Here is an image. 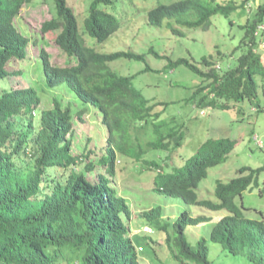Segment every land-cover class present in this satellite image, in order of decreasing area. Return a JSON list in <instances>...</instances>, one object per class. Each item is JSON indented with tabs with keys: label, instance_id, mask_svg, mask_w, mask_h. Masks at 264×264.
Instances as JSON below:
<instances>
[{
	"label": "trees",
	"instance_id": "1",
	"mask_svg": "<svg viewBox=\"0 0 264 264\" xmlns=\"http://www.w3.org/2000/svg\"><path fill=\"white\" fill-rule=\"evenodd\" d=\"M38 1L0 0V264H143L132 238L123 234L120 217L122 213L129 214L124 198L116 196L107 186L108 179L102 173L96 181L86 176L87 170L93 171L94 162L115 175L116 154L106 146L104 154L84 161L91 149H75L65 133L71 130L73 115L81 117L85 105L91 104L107 120L111 139L116 141L115 134L123 138L122 143L116 141L115 148L124 153V161L142 159L148 166L161 169V161L142 156L148 150L173 153L183 143L186 124L150 123L151 119H159L160 112L154 111L155 107L162 105L165 109L168 102L152 103L134 86L132 76L120 75L110 65L118 58L144 60L143 54L129 50L101 52L83 39L86 33L95 43L105 42L110 37L114 30H103L110 28L104 25L112 23L110 20L105 23L109 14L103 8L109 0H85L82 12L78 6L71 8L66 0H52L50 6L55 17L44 24L42 30L46 32L47 27L61 30L56 42L62 48L72 38V43L80 45L73 44L70 52L78 56V61L67 69H59L51 64V55L42 47L35 61L29 62L25 50L29 40L15 22H22L18 15L23 5ZM250 1L162 3L148 12V23L160 26L168 17L189 28H207L213 14L228 17L239 7H247ZM81 17L85 19V27L78 31L76 27ZM229 21L232 25L233 21ZM261 23H264V0L249 9L245 21L239 25L244 29L241 43L246 49L235 61L226 64L227 67L216 68L211 56L202 57V68L184 57L169 58L164 68L184 64L201 77L185 95L184 103L192 105L198 114L208 109H230L245 100L257 113L264 110V105L260 104L264 98V62L260 52L252 46L257 47L263 41L264 32L255 34ZM172 32L183 35L177 28H172ZM13 59L25 65L11 70L9 64ZM148 70L153 69L146 65L143 71ZM62 74L69 76L71 84L66 90L73 101L82 102L81 111L74 114L72 102L63 105L61 96L56 95L52 106L42 110L39 120L34 122L33 111L41 100L38 91L56 86ZM10 79L16 80V84L9 85ZM35 127L37 129H33ZM150 127L151 136L142 141L140 137L143 138ZM135 131L139 133L134 135ZM235 145L236 140L230 137L206 139L195 153L182 154L185 158L172 166L173 172L156 175L155 189L189 203L197 201L211 210L227 209L230 215L213 225L210 239L233 255L264 264V220L246 217L244 205L240 207L234 202L237 194L241 195L253 183L258 184L264 164L257 168L242 166L238 169L240 175L229 182L217 180L215 194L219 203L198 200L195 192L207 177L209 168L226 161ZM162 159L166 161L167 155ZM49 168L52 174L47 172ZM261 193L264 194V186ZM160 215L159 210H153L143 212L141 217L158 228ZM198 220L182 212L173 223L172 233L164 230L167 251L178 264H215L210 258L207 238L202 236L193 243L185 235L186 227ZM137 223L135 221L133 227ZM150 242L152 247L153 241Z\"/></svg>",
	"mask_w": 264,
	"mask_h": 264
},
{
	"label": "rangeland",
	"instance_id": "2",
	"mask_svg": "<svg viewBox=\"0 0 264 264\" xmlns=\"http://www.w3.org/2000/svg\"><path fill=\"white\" fill-rule=\"evenodd\" d=\"M51 1L40 0L36 4L23 5L18 15L22 22L16 21V25L29 40L25 46L28 57H36L37 51L43 46L50 53L52 64L60 67L70 66L74 64V61L56 49L54 44L60 30L42 32V24L52 18ZM69 1H72L68 3L71 5L73 0ZM174 1L177 0H114L111 6H104L105 10L110 11V14L119 20L120 29L105 42L97 45L96 49L102 52L131 50L135 53L143 54L145 56L144 60L118 58L113 60L110 65L120 75L132 76L134 86L152 103L168 102L165 109H163L162 105L155 107L154 111L160 112L159 119H151L150 123L172 125L176 122H184L182 124H186L185 128L183 126V130L186 129L183 143L180 147L175 148L173 153H166L161 150H148L142 158L159 159L162 169L168 171L171 166L178 165L184 160L185 156L182 154L195 153L198 146L208 138L224 136L236 140V145L229 153L226 161L210 167L207 177L196 188L200 199L218 201L214 193L217 180L229 182L237 175H240L238 169L242 166L257 168L264 164V110L257 113L250 108L249 101L245 100L230 109H208L198 114L192 105L184 103V97L190 93L191 88L201 81V77L184 64L172 69L164 67L168 63L169 58L175 60L179 57H184L202 68L200 62L204 56H211L220 67L221 65L227 67L246 49L244 44L241 43L244 29H241L239 25L245 21L249 9H253L254 6L256 7L263 0H251L248 2L247 7H239L228 17L220 13L213 14L210 18V25L207 28L201 26L189 28L171 18H165L160 26L148 24L147 15L150 9L158 4H170ZM228 1L230 0H216V3H226ZM235 1L239 3L241 0ZM84 3L85 0H77L74 5L78 6L80 12H82L83 7L86 6ZM169 19H171L172 26L167 24ZM82 20V17L79 18L80 26L82 25ZM229 20L233 21L232 25ZM172 27L181 29L180 31L184 32V34H174ZM36 35L39 37L37 38ZM39 39L41 41L46 40L47 44L41 45ZM34 40L38 41L37 45H33ZM262 40L259 46L256 47L254 44L252 46L260 52L264 62V37ZM86 43L92 46L94 42L89 37H86ZM154 52L162 57L155 55ZM22 64L25 65L21 61L13 59L9 64V68L11 70L21 68L23 67ZM146 65L153 70L143 71ZM34 77L32 75V79ZM15 84L16 80H9V85ZM55 94H59V91ZM42 96L39 108H49L52 104L49 98L52 96L49 93H44ZM65 98L64 103L69 100V95L66 94ZM74 103L76 105L80 104L79 101H74ZM260 104L264 105V98L260 100ZM75 118L73 124L74 143H78V147H82L86 142H89L88 148L92 150L90 158L85 160L104 153L105 145L103 142L108 141L109 132L107 129L99 127L101 117L98 111L89 109L83 114L82 118L77 117V120ZM161 128L164 130L163 127ZM138 133L135 131L134 135ZM151 133L150 127L148 133L143 134V138L140 137V139L145 141L147 137L151 136ZM95 134H99L100 138L95 139ZM122 155L117 151L116 173L111 179L120 194L123 195L124 191L128 195L126 197L131 207L138 211H143L156 205L162 206L170 221H175L182 210L185 209L192 216H199L202 220L198 224L199 227L192 228V226H189L187 228V238L193 243L202 236L207 238L208 246L211 250L210 258L215 261V264H256L242 255L229 253L226 247L210 239L209 227H211L212 223L217 222L221 215L228 214L227 210H211L198 205L186 204L178 197L166 196L155 192L152 188L154 172L149 169L146 162L142 159L137 162L131 159L124 161L125 159H123L124 156ZM166 155V161L164 159L160 160L161 157L164 158ZM99 171L104 172V168L101 167L89 173L87 175L88 178L96 179ZM47 172L52 174V168H49ZM263 181L264 172L260 174L258 184L253 183L250 188L235 199L240 207L244 205L245 208L242 209L244 215L248 218L264 220V194L261 193L264 186ZM211 214L215 215L214 221L207 219L211 217ZM138 217V213L133 212L130 221L135 222ZM145 223L147 221L140 218V221L132 228V237L136 245L144 246V250L140 252V258H147L144 264H157L152 258L150 234L142 231ZM166 236L163 233H159L156 237L153 243L156 247L155 257L159 264H178L172 256L170 257L167 251Z\"/></svg>",
	"mask_w": 264,
	"mask_h": 264
},
{
	"label": "clouds",
	"instance_id": "3",
	"mask_svg": "<svg viewBox=\"0 0 264 264\" xmlns=\"http://www.w3.org/2000/svg\"><path fill=\"white\" fill-rule=\"evenodd\" d=\"M110 1V3H108L107 5L106 4H104V6L105 7H107V6H111L112 4H113V2H114V0H109ZM66 2H67V5H69L68 3H71L72 1H69V0H66ZM77 2V0H73V3L71 4V5H69L71 8H73L75 5V3ZM85 4V3H84ZM73 6V7H72ZM51 7V6H50ZM151 10V9H150ZM149 10V11H150ZM108 14H109V17L108 18H106V20H105V23H108L109 22V20L112 22L111 24H107V25H104V27H109L110 26V28H105V29H103V30H108V29H110V30H114L111 34H110V37L112 36V35H114L116 32H118V30L120 29V23H119V20L114 16V15H112V14H110V11H107V10H105ZM51 15H52V18L53 17H55L54 16V13H53V11H52V9H51ZM52 18L50 19V20H48V21H51L52 20ZM166 18H168V17H166ZM165 19V18H164ZM163 19V20H164ZM171 19H173L174 21H176L174 18H171ZM171 19H169V23L171 24L172 22H171ZM84 20L85 19H83L82 20V25L80 26L79 25V23H77V27H76V29H78V31H80L81 29H83L84 27H85V24H84ZM92 20H93V17H92ZM148 15H147V22H148ZM163 20H162V22H163ZM48 21H45L43 24H42V27H43V25L45 24L46 25V23L48 22ZM162 22H161V24H162ZM167 22V23H168ZM16 23V22H15ZM91 22H89L87 25H89ZM95 24H98V23H95ZM148 24H150V23H148ZM160 24V25H161ZM119 25V26H118ZM151 25V24H150ZM118 26V28H115V27H117ZM202 27V26H201ZM48 28V30H50V31H59V29H54V28H51V27H47ZM172 28H175V27H172ZM177 29H179V28H177ZM179 30H181V29H179ZM61 31V30H60ZM59 31V32H60ZM77 31V32H78ZM183 31V30H182ZM42 32H45V31H43L42 30ZM79 33H82V32H79ZM183 34H184V32H182ZM83 39H85L86 40V37H89L88 36V34L86 33V34H84L83 36ZM56 39H57V37L55 38V46H56V49H58L60 52H62L66 57H68L69 59H71V60H73L74 61V64L73 65H75L76 63H77V61H78V56L76 55V54H71L70 52H71V48H72V45L73 44H75L76 45V47L77 46H80V45H78V44H76V43H72V42H74L73 41V39L72 38H70L69 40L71 41H68L67 42V45H66V47L65 48H62L57 42H56ZM39 42L41 43V45L42 44H47L46 43V40H43V41H41V40H39ZM45 42V43H44ZM37 43H38V41H37ZM103 43V42H102ZM102 43H93V47H95L96 48V46L97 45H100V44H102ZM33 45H37V44H34L33 43ZM43 47V46H42ZM41 47V48H42ZM40 48V49H41ZM39 49V50H40ZM39 50L37 51V54H36V57H37V55H38V52H39ZM46 51V50H45ZM97 51H99V50H97ZM129 51H131V50H129ZM102 52V51H101ZM133 52V51H132ZM47 53H49V52H47ZM50 54V53H49ZM27 55H28V53H27ZM36 57H33V56H30V57H28L29 58V62H31V63H33L34 61H35V59H36ZM50 62H51V57H50ZM52 64V63H51ZM218 64V63H217ZM52 65H54V66H57V67H59V69H67L68 67H71V66H73V65H70V66H65V67H60V66H58V65H56V64H52ZM219 65V64H218ZM216 66V65H215ZM219 67H220V65H219ZM24 79V78H23ZM23 79H21V81L23 80ZM24 82H26L27 83V80H23ZM69 81V76L68 75H66V74H62L61 76H60V78H58V81H56L58 84L56 85V86H54V87H50V88H46V87H44L43 89H41L40 91H38V93H39V95H40V98H42L43 96H42V94H44V93H49V95H51L52 97L51 98H49L50 99V102L52 103V99L56 96V95H60L61 96V99H60V101H61V103L63 104V105H66V104H68L69 102H72L71 104V110H72V112L74 113V114H77L76 112H79V111H81V105H82V102L80 101V104H78V105H76L75 103H74V98H73V96L69 93V91L68 90H66V88H67V86H68V84H71V83H69L68 82ZM59 91V94H55L56 92H58ZM69 95V100H67V102L66 103H64L63 101L66 99L65 98V95ZM41 101L42 100H40V103H41ZM74 104V105H73ZM39 106H40V104H39ZM52 106V104L50 105V107ZM49 107V108H50ZM76 107V108H75ZM45 109H48V108H45ZM45 109H40L39 107L35 110V111H33V116H32V120L34 121V122H37L38 120H39V114H40V112L42 111V110H45ZM76 109V110H75ZM89 109H94V110H97V111H99L98 109H96V108H94L93 107V105H91V104H86L85 105V110H84V112L82 113V115H81V117H79V116H77V115H73V119H72V126H71V130H70V132H69V134H67L66 135V133H65V137L66 138H68V139H70L71 140V142H72V144H73V146H74V148L75 149H78V148H85V149H90V148H88V145H89V142H86V144L84 145V146H82V147H78V143H74V132H73V124H74V117H76L75 118V120H77V117L78 118H82V116H83V114L84 113H86ZM98 114L100 115V113L98 112ZM100 117H101V121L99 122V127L100 128H104V129H107V131L109 132V138H108V141H105V142H103V144L105 145V147L106 146H108V147H110V148H112L113 149V151H114V153L116 154L117 153V151H119L120 152V150H119V148H115V145H118L117 143H116V141H119V142H121L122 143V140H123V138L121 137V136H118V135H116L115 134V138H116V141L114 140V138H113V140L111 139V137H112V134H111V132H110V129H109V125L107 124V120L105 119V118H103L101 115H100ZM33 129H37L36 127L35 128H33ZM94 137H95V139H97V138H100V135L99 134H95L94 135ZM88 140V139H87ZM95 147V146H94ZM94 149V148H93ZM78 153H80V151H77ZM105 153V152H104ZM103 153V154H104ZM121 154H123L122 156H124V153L121 151L120 152ZM92 154V150H91V153H90V155ZM102 154V153H101ZM90 155L88 156V157H86V158H90ZM98 155H100V154H98ZM96 156V155H95ZM85 158V159H86ZM93 158H94V156H93ZM93 158H91V159H93ZM84 159V161H88V160H90V159H88V160H85ZM159 160V159H158ZM94 169H93V171L94 170H96V169H100L101 168V166L99 167V165L96 163V162H94ZM102 168H104V167H102ZM149 169H151L153 172H154V175H153V177H152V179H153V182H152V184H153V190L155 191V192H157V193H162V194H164L162 191H158V190H156L155 189V182H154V180H155V177H156V175H158V174H161V172H173V169H172V166H171V168L168 170V171H165L164 169H157V168H154V167H150L149 166ZM90 170H87V175L89 174V173H91V172H93V171H90ZM100 173H102L107 179H108V182H106V184H107V186H109L110 188H112L113 190H114V193H115V195L116 196H118V197H122V198H124V200H125V202H124V204L127 206V208H128V211H129V214H125V213H122L121 214V217H120V221L122 222L121 223V225H122V228H123V234H124V236L125 237H127V238H132V240H133V237H132V233H133V231H132V228H133V223L134 222H132V221H130L131 220V218H132V214H133V212L134 213H138V218H137V220H136V222H139L140 221V218H143V217H141V214L144 212V213H149V212H151V211H153V210H159L160 212H161V215H160V218H159V221H160V227H158V228H155L154 226V224L149 220V219H147L146 217V219L145 218H143V219H145L146 221H147V223H145V225H143V228H142V231L144 232V233H146V234H150V240L151 241H153L152 242V244L155 242V239H156V237L158 236V234L159 233H163V234H165V231L164 230H167L168 229V232L169 233H172V231H173V223L175 222V221H177L179 218H180V216H181V213L182 212H185L191 219L192 218H198L199 220H198V222L197 223H195V224H189L187 227H186V229H185V235L187 236V232H186V230H187V228L189 227V226H192V228H194V227H199L198 226V224L199 223H201L202 222V220L200 219V217L199 216H192L187 210H182V212L180 213V215H179V217L175 220V221H170L169 220V218H168V216L166 215V211H165V209H163L162 208V206H159V205H156V206H153V207H151V208H149L148 210H143V211H138L137 209H135V208H133V207H131V205L129 204V202L127 201V197L126 196H128L124 191H123V189H122V191H123V193L124 194H126V195H122V194H120L118 191H117V189L115 188V186H114V184H113V182H112V177H114L115 175H111L107 170H105L104 169V172H101V171H99L98 173H97V178L96 179H90V178H88V176H87V179H90V180H92V181H96L97 179H98V175L100 174ZM115 173H116V162H115ZM114 173V174H115ZM216 187V186H215ZM195 192H196V188H195ZM214 193H215V190H214ZM243 193V192H242ZM164 195H166V194H164ZM242 195V194H241ZM241 195H239V194H237L235 197H234V202L236 203V197L237 196H241ZM166 196H169V195H166ZM196 196H197V199L198 200H203V199H200L199 197H198V195H197V192H196ZM215 196H216V194H215ZM216 198H217V200L218 201H213V200H211V199H209V200H211V201H213V202H220V199L216 196ZM180 199H182V198H180ZM208 200V199H207ZM182 201L184 202V203H186V204H193V205H198V206H202V205H200V204H198V202L196 201L195 203H189L188 201H186V200H183L182 199ZM236 205H238L237 203H236ZM202 207H205V206H202ZM206 208V207H205ZM213 210V209H212ZM225 210H227V209H225ZM228 211V210H227ZM230 215V212L228 211V214H226V215H224V216H220L219 217V219H218V221L217 222H219L222 218H224V217H226V216H229ZM165 217H166V219H165ZM211 217H212V219H211ZM211 217H209V218H207V219H210V220H215L214 219V217H215V215L214 214H211ZM217 222H215V223H217ZM215 223H212L211 224V227H209V231H208V233H210V230H211V228L213 227V225L215 224ZM167 224V226H166V228H163L164 227V225H166ZM157 227V226H156ZM125 229H127V232H125ZM156 231H159V232H156ZM135 232V231H134ZM166 235V234H165ZM133 243H134V240H133ZM135 244V243H134ZM135 247H136V251H137V254H138V257H139V259L141 260V262L144 264L145 262H146V260H147V258H140V252H142L143 250H144V246H142V245H136L135 244ZM153 248H152V252H153V249H154V252H153V254H152V258L154 259V260H156V261H158L157 259H156V257H155V251H156V247L153 245L152 246Z\"/></svg>",
	"mask_w": 264,
	"mask_h": 264
},
{
	"label": "built area",
	"instance_id": "4",
	"mask_svg": "<svg viewBox=\"0 0 264 264\" xmlns=\"http://www.w3.org/2000/svg\"><path fill=\"white\" fill-rule=\"evenodd\" d=\"M264 32V23H261L257 26L255 34L261 35ZM216 67L219 68V65L216 64Z\"/></svg>",
	"mask_w": 264,
	"mask_h": 264
}]
</instances>
